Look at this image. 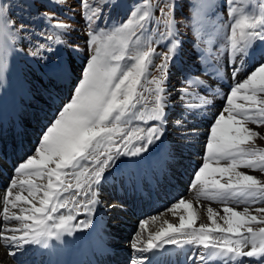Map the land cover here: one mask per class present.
I'll list each match as a JSON object with an SVG mask.
<instances>
[{"label":"snow or ice","instance_id":"1","mask_svg":"<svg viewBox=\"0 0 264 264\" xmlns=\"http://www.w3.org/2000/svg\"><path fill=\"white\" fill-rule=\"evenodd\" d=\"M50 2L63 5L65 0ZM224 3L228 23L222 28L228 55L233 62L231 78L235 80L243 68V64L236 61L242 62L251 55L249 49L253 48L254 42H264V0H258V6L249 4L241 9L236 7L237 0H224ZM195 7L199 24L209 5L198 0ZM80 8L89 28L86 46L91 54L70 99L54 114L43 132L36 155L16 169L21 175L28 174L40 180L46 177L47 182L36 184L27 179L17 184L13 180L0 197L3 205L0 243L11 256L30 246L47 248L50 240L62 243L64 235L71 236L78 229L89 228L91 220L73 224V212L84 209L88 214L102 203L104 181L111 175L119 158L139 157L148 146L162 139L168 123L170 97L164 86L166 78L162 76L156 81L155 106L148 111L147 119L143 93L138 95L137 89L142 79L150 75L149 68H159L165 73L175 58L180 42L176 39L178 33L172 0H163L162 3L157 0L156 4L141 0L127 21L112 28L94 27L103 11L98 0H80ZM154 8L161 13L159 18H153ZM43 18L49 21L50 31L40 34V40L29 52L32 56H41L53 43H65L63 37L71 31L70 25L59 21L55 15ZM153 26L158 30L161 26L166 29L160 33L161 37L170 38L166 52H156L150 47L154 42ZM29 29L28 24H17L0 0V76L9 68L14 43L30 34ZM133 36L136 37L134 41ZM73 50L79 51V46ZM154 57L160 58L162 63L156 65ZM202 85L199 77L187 81L181 99L190 98L193 87ZM238 100L241 102L237 103ZM224 112L227 116L222 112L210 127V138L205 145L206 159L195 172L189 191L199 184L200 193L212 201L264 204V181L236 170L243 167L264 173V149L242 147L260 137L259 132L247 126L249 123L264 126V57L246 73L244 80L230 87ZM176 125L180 127L182 121H176ZM221 161L227 162L226 166L212 167L213 163L218 165ZM208 173L227 177V180L221 183L220 179L213 178L209 193L206 191L209 188ZM25 186L27 195L23 194ZM17 188L20 190L14 193ZM41 192L43 195L39 196ZM9 206L18 212L9 214ZM173 207L190 211L186 217L180 216L178 226L165 220L166 228L161 227L146 240L137 237L132 248L139 255L133 264H151L144 253L155 254V250L164 245L195 246L200 264H264V227L257 231L250 226L253 222L264 224V219L251 214L248 206L242 212L225 206L222 209L224 216L208 206L206 212L210 224H200L198 228L195 226L198 216L191 202L181 196ZM254 211L264 214V207H257ZM11 221H16L17 225L12 226ZM141 224L146 222L141 221ZM242 228L245 231L242 232Z\"/></svg>","mask_w":264,"mask_h":264},{"label":"rangeland","instance_id":"2","mask_svg":"<svg viewBox=\"0 0 264 264\" xmlns=\"http://www.w3.org/2000/svg\"><path fill=\"white\" fill-rule=\"evenodd\" d=\"M159 2L162 3L163 0H159ZM172 2L175 5V25L178 33L176 39L180 42L175 58L169 63L165 73H162L159 68H149L150 75L142 79V83L137 89L138 95L143 93L142 103L145 105V119H147L148 111L155 106L156 81L162 76L166 78L164 86L170 97L167 109L168 123L162 139L148 146V150L140 154L138 158L153 160L162 171L161 165L164 164L165 169H169V171L158 178L163 186L169 187L170 184L177 193L173 192L172 201L158 207L151 215L149 214L150 210L145 213L146 197L149 195L142 196L144 200L135 213L137 217L135 225H131L128 230L131 237H135V239L136 237L145 239L154 234L165 220L178 226L180 218L178 216L186 217L188 212L184 209L180 214L177 212L178 215H175L172 211L173 205L181 196L186 201H190L196 209L206 210L208 206L214 207L220 216L225 215L222 211L225 206L233 207L241 212L245 206H248L251 214L264 219V214L254 211L257 207H264V204L244 205L236 204L234 201H228L225 204L212 201L200 193L199 184L189 191V186L194 181L195 172L206 159L205 145L210 138V127L222 112L227 116L224 109L227 107V94L230 87L244 80L246 73L258 61H261L264 57V42H254L253 48L249 49L251 55L242 62L236 61L237 64L242 63L243 68L234 80L231 78L233 62L228 55L229 49L225 45V32L222 28L228 23V10L224 0H203L209 7L206 8L199 24L196 20L195 7L198 0H172ZM106 3L108 5H105ZM139 3L141 0H98L103 11L94 27L112 28L121 25L129 19L132 10ZM151 3L156 4L157 0H151ZM249 4L258 6V0H237L236 7L238 9L246 8ZM3 6L7 8L17 24L23 22L30 25V34L14 43V51L9 58V68L3 76H0V162L6 163L9 167L8 177L18 178L29 176L28 174H19L16 171L18 165L36 155L43 132L53 120L54 114L70 99L74 86L79 82L80 74L91 54L86 46V33L89 28L81 15L80 0H65L63 5H54L50 0H3ZM153 11L154 19L161 16L158 8H154ZM45 15H55L59 21L70 25L71 31L63 37L65 43H53L50 50L43 52L41 56H32L29 52L40 40V34L50 31L49 21L43 18ZM133 29L139 35V30L135 28V25H133ZM151 32L154 42L150 47L156 52H166V45L170 43V38L160 35V33L166 32V29L161 26L158 30L153 26ZM132 39L134 41L136 37L133 36ZM76 46H79V51L73 50ZM132 47L133 45L130 44V48ZM209 50H211V58H209ZM153 62L159 65L162 60L154 57ZM197 77L203 81V85L193 87L191 97L182 100L181 95L187 86V81H195ZM239 102L241 101L238 100L237 103ZM176 121H182V125L177 127ZM139 126L146 127V125ZM247 126L259 132L260 137L253 138L242 147L264 149V126L257 127L251 123ZM193 129L195 130L194 134ZM132 160L133 158L127 156L119 158L111 175L104 181L103 185H109L111 188L106 189L107 194L112 193L108 197L110 201L125 199L128 202L130 196L133 198L135 191L131 188L136 185L138 178L131 177L129 173L125 175L121 170L123 165L130 164ZM226 163L225 161H221L218 165L213 163L212 167L226 166ZM236 170L264 181V173L258 170L243 167ZM152 173L157 176L158 172L154 170ZM180 173L185 176H180ZM136 176L139 174L136 173ZM140 176L143 179V185L147 186L145 177H149V175L145 176L143 173ZM29 177L33 178L36 184L47 182L46 177L43 180L35 176ZM213 178L220 179L221 183L227 180V177L221 178L218 174H206L209 185L206 191L209 193L212 191L210 185ZM72 182L75 183V181ZM8 187L9 185L5 182L0 185V189L3 191ZM161 191L163 190L161 189ZM38 195L42 196L43 193ZM158 195L162 194L158 193ZM156 202L158 203L159 199ZM71 206L70 204L69 207ZM166 209L170 210L165 211ZM61 212H65V210L61 209ZM99 213V205L95 206L88 214H85L84 209H80L78 212L74 211L75 219L72 223L75 224L79 218L95 221ZM65 214L67 213L65 212ZM141 221H145L146 224L142 225ZM13 222L16 221H11V223ZM198 222L196 221L195 225L197 228L199 227ZM219 223L223 225L222 220ZM224 226L226 227V225ZM250 226L258 231L260 227H264V224L253 222ZM241 231L243 232L245 229L242 228ZM183 249L188 252L186 247ZM197 251V249L194 251L193 259L197 257Z\"/></svg>","mask_w":264,"mask_h":264},{"label":"bare ground","instance_id":"3","mask_svg":"<svg viewBox=\"0 0 264 264\" xmlns=\"http://www.w3.org/2000/svg\"><path fill=\"white\" fill-rule=\"evenodd\" d=\"M161 167H163V171L158 168L151 159L133 158L130 164L121 167L125 175L129 173L131 177L138 178L136 185L131 188L135 191V194L133 198H131L132 196L128 198V202H126L125 199L122 201L119 199L110 201L108 197L112 193L110 190L111 194H107L108 191L106 189L111 188H109V185H103L102 203L99 204L100 213L95 221H91L89 228L78 229L74 231L71 236L64 235L62 237V243L50 240L48 242L49 247L47 248L43 246H30L25 251L15 256L8 255V249L3 247L2 243H0V264H133L134 259H136L139 254L132 248V245L136 243V239L135 237H131L128 230L131 225H135L134 222L137 218L135 213L139 210V206L140 204L142 205L141 202L144 200L142 196L144 194H146V196L149 195V197H146L145 213L150 210L149 214L151 215L154 214L158 207L172 201L174 196L173 192L175 194L177 193L176 189L170 184V189L168 186L165 187L162 185L158 176L167 174L169 169H165L164 164L161 165ZM141 170H143V172H141ZM154 170L158 172L157 176L152 173ZM8 173L9 167L6 163L1 161L0 185L2 182L10 185L13 180H16L17 184H19L20 180H33V178L29 176L18 178L8 177ZM136 173L139 174V176H136ZM143 173L145 176L149 175V177H145L147 186L142 183L143 179H141L140 174ZM179 175L185 176L183 173ZM145 189L147 190L145 191ZM14 190L18 191L19 188ZM148 190L152 191L149 193L147 192ZM4 193L5 191L0 189V197H3ZM158 193L162 195L159 196ZM23 194L27 195L26 186ZM158 199L159 202L157 203L156 201ZM161 200L162 202H160ZM113 205L114 207H112ZM37 206H39L38 203ZM2 207L3 205L0 204V213H2ZM25 207L28 206L25 205ZM212 208L214 211H217L214 207ZM194 209L198 216V225H208V222L210 224L205 209L199 210L196 209L195 206ZM182 210H184L183 207L180 209H172L175 215H178V213L180 214ZM14 211L18 212V209H11L9 206V214ZM84 220L85 219L79 218L76 223ZM217 221H221L219 217H217ZM0 223H3L2 216H0ZM11 225L15 226L17 222H13ZM161 227L165 228L167 225L163 222L159 225L158 230ZM147 238L143 239L146 240ZM184 247L187 248L188 252L184 251ZM195 250V246L190 245H164L163 248L155 250V254L148 252L144 253V255L148 257L151 264H200L197 257L193 259Z\"/></svg>","mask_w":264,"mask_h":264},{"label":"trees","instance_id":"4","mask_svg":"<svg viewBox=\"0 0 264 264\" xmlns=\"http://www.w3.org/2000/svg\"><path fill=\"white\" fill-rule=\"evenodd\" d=\"M105 5H108V3H106Z\"/></svg>","mask_w":264,"mask_h":264}]
</instances>
